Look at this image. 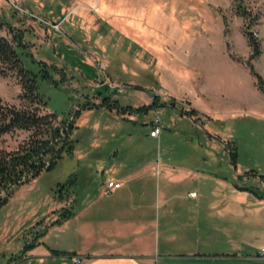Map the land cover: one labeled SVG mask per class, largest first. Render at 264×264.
I'll return each instance as SVG.
<instances>
[{
	"label": "rangeland",
	"instance_id": "1",
	"mask_svg": "<svg viewBox=\"0 0 264 264\" xmlns=\"http://www.w3.org/2000/svg\"><path fill=\"white\" fill-rule=\"evenodd\" d=\"M0 20V36L20 32L23 64L47 106L8 69L0 75V107L51 112L55 122L75 126L73 151L0 207V264H42L25 257L24 246L107 179L144 185L133 196L149 203L163 192L210 198L222 183L264 192V93L245 63L252 53L245 32L253 31L261 53L251 63L264 79V0H0ZM191 98L204 113H185ZM154 120L157 138L149 134ZM31 133L3 134L0 148L13 150ZM73 221L46 243L62 252L80 247Z\"/></svg>",
	"mask_w": 264,
	"mask_h": 264
},
{
	"label": "crops",
	"instance_id": "2",
	"mask_svg": "<svg viewBox=\"0 0 264 264\" xmlns=\"http://www.w3.org/2000/svg\"><path fill=\"white\" fill-rule=\"evenodd\" d=\"M186 102L182 103L186 110L191 107L204 113L192 98ZM88 110L93 107L84 111ZM149 168L154 163L142 171ZM144 187L121 185L110 193L88 187L70 217L53 223L54 215L52 223L45 224L25 257H36L42 264L62 257L60 264H69L66 255L53 254L56 244L46 241L53 231L70 228L74 220L72 232L83 244L66 250L72 253L67 256L73 264L76 257L80 258L77 264H264V197L258 196L263 191L222 183L220 190H213L219 194L210 198L202 192L191 196L194 191L188 190L174 200L163 192L149 203L133 196Z\"/></svg>",
	"mask_w": 264,
	"mask_h": 264
},
{
	"label": "trees",
	"instance_id": "3",
	"mask_svg": "<svg viewBox=\"0 0 264 264\" xmlns=\"http://www.w3.org/2000/svg\"><path fill=\"white\" fill-rule=\"evenodd\" d=\"M240 1L237 0L238 6H240ZM0 22L2 21L0 20ZM9 29L11 32L10 39L0 36V75H6L8 69L16 72L20 77L22 89L28 94L27 96L46 106V102L37 90L36 74L24 66L21 58V47H27V45L22 42L20 32L12 34V29ZM245 36L252 47V53L245 63L256 80V87L264 93V79L255 71L251 63L261 53L259 41L253 31L245 32ZM18 96L20 97L21 95ZM156 99L157 95L153 96L152 106L155 105ZM105 100L108 99L103 98L101 103L95 106L101 107ZM168 104L174 105V102ZM144 108L146 107H140L139 109L144 110ZM122 110H126V108ZM79 113L80 111L75 112L77 116L80 115ZM185 113L194 115L196 110L192 108L185 111ZM56 117L57 115L51 112L41 115L36 110L18 109L15 106H9L7 109L0 107V137L14 129L32 131L28 139L23 140L13 150L0 148V207L6 203L16 188L42 171L53 169L64 153L73 151V140L70 138L75 127L73 119H59V121L55 122L54 119ZM260 179L264 180L261 176ZM258 196L260 198L264 197V195ZM72 213L67 209L63 210L53 223L65 220ZM32 247L33 243H29L24 246V249L29 250ZM52 252L56 255L70 256L72 254L57 250H52Z\"/></svg>",
	"mask_w": 264,
	"mask_h": 264
},
{
	"label": "built area",
	"instance_id": "4",
	"mask_svg": "<svg viewBox=\"0 0 264 264\" xmlns=\"http://www.w3.org/2000/svg\"><path fill=\"white\" fill-rule=\"evenodd\" d=\"M110 86L111 87H115L116 84L114 82H110ZM160 131H161V127L159 125V122L158 120H154L153 121V126L150 130V136L151 137H155L157 138L160 134ZM122 185V181H119V180H111V179H107V181L105 182V188H104V191L106 193H110L112 192L114 189H117L119 188L120 186ZM195 193H191V196H194ZM261 254L262 256H264V250L261 251ZM74 262L77 264L80 262V258L79 257H76Z\"/></svg>",
	"mask_w": 264,
	"mask_h": 264
}]
</instances>
